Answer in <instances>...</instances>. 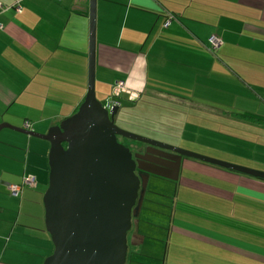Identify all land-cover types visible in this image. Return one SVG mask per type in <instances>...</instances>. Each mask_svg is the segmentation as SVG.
Instances as JSON below:
<instances>
[{"label": "crops", "instance_id": "0c3cea01", "mask_svg": "<svg viewBox=\"0 0 264 264\" xmlns=\"http://www.w3.org/2000/svg\"><path fill=\"white\" fill-rule=\"evenodd\" d=\"M0 4V126L45 135L86 96L90 0ZM211 36L220 42L214 51ZM94 78L105 107L120 80L142 105L213 110L231 126L207 131L246 132L224 153L233 161L221 162L264 173V0H96ZM126 102L123 95L119 110ZM49 149L44 140L0 131V264H43L53 252L43 204ZM27 177L36 186L11 196L8 187ZM170 182L185 189L184 200L162 225L165 242L150 246L155 264H264V180L184 159ZM151 213L146 206L135 222L133 254L143 252L141 224Z\"/></svg>", "mask_w": 264, "mask_h": 264}, {"label": "water", "instance_id": "95a60500", "mask_svg": "<svg viewBox=\"0 0 264 264\" xmlns=\"http://www.w3.org/2000/svg\"><path fill=\"white\" fill-rule=\"evenodd\" d=\"M95 9L96 0H90L88 87L77 111L45 135L0 126V131L10 129L50 144L43 204L53 252L43 264H125L127 235L132 218L140 213L149 176L176 182L182 158L264 180L263 172L145 139L115 125L119 105L107 109L95 94ZM118 137L148 148L143 155L133 154ZM153 158L167 165L153 163Z\"/></svg>", "mask_w": 264, "mask_h": 264}, {"label": "rangeland", "instance_id": "374dc122", "mask_svg": "<svg viewBox=\"0 0 264 264\" xmlns=\"http://www.w3.org/2000/svg\"><path fill=\"white\" fill-rule=\"evenodd\" d=\"M129 101L131 102H126L117 112L115 125L118 128L136 136L163 144L166 143L190 153L219 161H233L227 155L228 159L224 153H231L232 148L230 146L234 142L236 143L238 138L246 137V132L237 133L232 129L226 131V129L221 128L220 131H207L206 126L216 127L214 126L215 123L222 124L223 127L231 126L230 123L215 117L219 114H216L213 110L211 111L212 114H206L204 110L200 109V106H192L186 110L179 106H174L173 108V106L160 101L148 100L150 104L147 105H142V102L139 103L135 100ZM118 142L126 146L131 152H134V154H138L137 152L145 147L142 143L123 137H118ZM47 143L49 145V142ZM238 162L240 160L235 159L234 163ZM177 190L180 192L178 198ZM183 191H185L184 188L168 180L155 176L149 177L141 206L142 211L140 210L137 218H132L131 229L127 235V243L129 244V237L136 230L135 222L142 223L145 217L143 210H145L146 206H150L152 213L150 217H146V219H150L149 225L147 222L141 224L147 231L146 243L142 254H133L128 246L125 264H135L137 260H139L138 264H155L154 258L157 252L153 254L150 246L155 244L156 240L165 242L166 227L162 225L167 223V216L173 210L174 203L178 206L184 200V195L181 193ZM164 249L165 245L163 246ZM157 250H160L159 252L163 251L160 247Z\"/></svg>", "mask_w": 264, "mask_h": 264}, {"label": "built area", "instance_id": "2783aa9c", "mask_svg": "<svg viewBox=\"0 0 264 264\" xmlns=\"http://www.w3.org/2000/svg\"><path fill=\"white\" fill-rule=\"evenodd\" d=\"M18 1L20 2L21 0H18ZM13 8L16 10V12L21 11V9L18 5H15ZM3 10H5V8L0 4V12ZM209 43H210V48L212 51L216 50L220 44L218 38H216L215 36H211L209 38ZM123 95H126L129 100L134 101V100L138 99V96L136 94H133L126 89L124 82H122L120 80L115 81L113 83L112 88H111V94H110L111 99H110V102L108 103V106L106 108L111 109L112 107L119 105V99ZM29 126H30L29 123H25L24 129L28 130ZM35 186H36V182H35L34 178L27 177V178H24L22 183L19 185H10L8 187V190H9V193L11 196L17 197L20 194L22 188H24V187L33 188Z\"/></svg>", "mask_w": 264, "mask_h": 264}, {"label": "flooded vegetation", "instance_id": "af4514ba", "mask_svg": "<svg viewBox=\"0 0 264 264\" xmlns=\"http://www.w3.org/2000/svg\"><path fill=\"white\" fill-rule=\"evenodd\" d=\"M117 141H118V138H117ZM146 148H148L147 145H145L144 148H141V149L139 150V152H137V153H138V154H141V155L145 154ZM132 153L134 154V152H132ZM184 159H185V158H182V161H183ZM151 160H152L153 163H162V164H166V165H167V163H164V161H162V160L159 159V158H153V159H151ZM173 160H174V159H173ZM173 164H174V163L172 162V163H170V164H168V165H169V166H172ZM141 166H142L143 168L150 169V170L155 169V168H153V167H151V166H149V165H147V164H145V163H141ZM136 173H139V171L136 170ZM149 177H151V175H150Z\"/></svg>", "mask_w": 264, "mask_h": 264}, {"label": "trees", "instance_id": "16d2710c", "mask_svg": "<svg viewBox=\"0 0 264 264\" xmlns=\"http://www.w3.org/2000/svg\"><path fill=\"white\" fill-rule=\"evenodd\" d=\"M238 117H241V118H243V119H247V120H251V121L254 120L253 118L248 117V116H245V115H242V114H240Z\"/></svg>", "mask_w": 264, "mask_h": 264}]
</instances>
